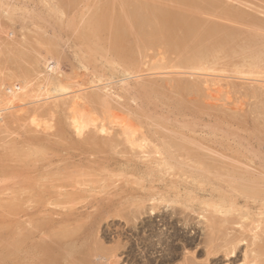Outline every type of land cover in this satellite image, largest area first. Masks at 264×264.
Segmentation results:
<instances>
[{"label": "rangeland", "instance_id": "1", "mask_svg": "<svg viewBox=\"0 0 264 264\" xmlns=\"http://www.w3.org/2000/svg\"><path fill=\"white\" fill-rule=\"evenodd\" d=\"M128 1L143 0H0L16 13L15 22L0 15L2 39L15 41L0 59V93L21 80L33 88L0 125V253L23 242L19 256L31 264H261L264 58L256 68L245 60L264 55V0L143 1L201 30L215 23L227 50L237 46L203 70L184 66L175 42L144 47ZM117 18L132 29L120 32L127 55L114 52ZM46 48L60 59L57 77L82 91L78 104L55 87L57 98L42 102ZM75 118L88 125L81 134Z\"/></svg>", "mask_w": 264, "mask_h": 264}, {"label": "bare ground", "instance_id": "2", "mask_svg": "<svg viewBox=\"0 0 264 264\" xmlns=\"http://www.w3.org/2000/svg\"><path fill=\"white\" fill-rule=\"evenodd\" d=\"M121 1H123V0H121ZM134 1V0H133ZM143 1H145V0H143ZM143 1H138V2H136L135 1V3L134 2H125V4H126V7L127 6H129V7H131V6H134V7H131V8H133L132 9V11H130L129 12V8L127 7V10H128V12L130 13V15H131V20H129V17L128 18H126L127 20H129V21H131V23L129 22V21H123V20H125V18H121V19H119V18H117V20L115 21L114 20V22H112V20H111V22H112V24L114 25V23H115V27H117L116 25H119V27L117 28V30L115 29V31L117 32L118 31V29H119V33L117 32H115V34L114 35H116V34H118V35H120L121 33L120 32H123V33H126L127 35L130 33V29H131V27L130 28H128V26H127V24L128 23H130L131 24V26H134V30L136 31L135 32V36H137L136 38L137 39H139L140 40V42L142 43V44H144L145 46L144 47H146V46H155V45H158V44H162V43H166V42H168L169 44H171L172 42L174 43L175 42V44L177 43L178 44V46H179V48L178 49H180V51H181V54H182V59H181V63L184 65V66H186V67H188V68H193V69H195V70H203L204 69V66L213 58V56L216 54V53H220V54H222V52H224V51H226L227 50V47H226V45H228L229 43L227 42L230 38L228 37V40H227V37H225L224 36V34H223V36H221V39H220V37H219V32H221L220 30V27H218V28H216V26H215V28H214V25H215V23H214V25L212 26V28L211 27H209L208 29L207 28H205V30H203L204 28H202V30H201V26H205V24H203V25H201L202 24V22H201V24L199 23V21L197 22V20H195V19H191V18H189V15H187L188 17H186V14L185 15H180V14H176V13H174L173 11L172 12H168L166 9V11L164 10V8H162V7H159V6H154V2L152 1V4H148V1H147V3H145V2H143ZM168 1V0H167ZM177 1V0H176ZM178 1H181V0H178ZM177 1V2H178ZM201 1V0H200ZM206 1V0H205ZM106 2V1H105ZM159 2H160V0H159ZM164 2V1H163ZM176 2V4L177 5H179L178 3H180L181 5H182V3H183V1H182V3L181 2H178L177 3ZM186 2V4L184 5V6H187V5H189L190 4V2H189V0H184V3ZM260 2V1H259ZM107 3H109V2H107ZM167 3V2H166ZM183 3V4H184ZM212 3V2H211ZM211 3L209 4V5H211ZM262 3V2H261ZM118 4V3H117ZM156 4H159V3H156ZM172 4H173V2H172ZM175 4V3H174ZM199 4V3H198ZM102 5H104V4H102ZM106 5V4H105ZM159 5H161V4H159ZM209 5H207V6H209ZM214 5V4H213ZM14 6V5H13ZM124 6V5H123ZM122 6V7H123ZM162 6H163V4H162ZM183 6V7H184ZM198 6V5H197ZM201 6V5H200ZM212 6V5H211ZM109 7V6H108ZM188 7V6H187ZM194 7V6H193ZM17 8V7H16ZM130 8V9H131ZM101 9V8H100ZM104 9V8H103ZM106 9H108V8H106ZM122 9H125V8H122ZM186 9V8H185ZM215 9V8H214ZM22 11L21 12H23V9H21ZM178 10V9H177ZM176 10V11H177ZM181 10V9H180ZM189 10V9H188ZM201 10V9H200ZM212 10V9H211ZM24 11H25V9H24ZM105 11V10H104ZM111 11V10H110ZM109 11V12H110ZM120 11V10H119ZM125 11V10H124ZM185 11V10H184ZM196 11V10H195ZM97 12V11H96ZM126 12V11H125ZM198 12V11H197ZM200 12V11H199ZM229 12V11H228ZM15 13V8H13L11 5H9V4H6V5H3V4H1V6H0V15H2L1 17H3V16H5V17H11L12 19L11 20H14V22H15V17H14V15L16 14H14ZM27 13V12H26ZM30 13V12H29ZM28 13V14H29ZM183 13V12H182ZM187 13V12H186ZM212 13V12H211ZM105 14H107V11H106V13ZM111 14H112V12H111ZM128 14V13H127ZM127 14H126V16H127ZM21 15V14H20ZM26 15V14H25ZM25 15H23V16H25ZM110 14L108 13V17H110L109 16ZM119 15H121L120 13H119ZM22 16V17H23ZM39 16V15H38ZM117 17H118V15H116ZM123 16V15H122ZM128 16H129V14H128ZM199 16V15H198ZM243 16V15H242ZM102 17V16H101ZM115 17V16H114ZM21 18V17H20ZM30 18V17H29ZM102 18H104V14H103V17ZM105 18H107V15H106V17ZM104 18V19H105ZM234 18V17H233ZM232 18V19H233ZM22 19H24V17L22 18ZM115 19V18H114ZM231 19V20H232ZM32 20V19H31ZM93 20V19H92ZM96 20V19H95ZM204 20V19H203ZM226 20V19H225ZM230 20V21H231ZM26 21V20H25ZM108 21V20H107ZM208 21V20H207ZM13 22V21H12ZM103 22V24H104V21H102ZM126 22H128L127 24H126ZM204 22H206V21H204ZM227 22H229L228 21V19H227ZM94 23H97V22H93V24H91L94 28L96 27V25H98V24H94ZM105 23H106V20H105ZM109 23V22H108ZM224 23V22H223ZM25 24V23H24ZM102 24V23H101ZM101 24H99L98 26L101 28L102 26H103V24L101 25ZM133 24V25H132ZM239 24V23H238ZM95 25V26H94ZM101 25V26H100ZM106 25H108L107 23H106ZM109 25H111V24H109ZM245 25V24H244ZM97 26V27H98ZM237 26V25H236ZM240 26V25H239ZM93 27H92V29H93ZM97 27L95 28V29H97ZM105 28H106V26H104ZM103 27V28H104ZM108 27V26H107ZM112 27V26H111ZM110 27V28H111ZM241 27V26H240ZM99 28V29H100ZM109 27H108V30L110 29ZM133 28V27H132ZM211 28V29H210ZM244 28V27H243ZM5 26L3 25V23L1 22V20H0V59H1V57L3 56V54H4V51H6L7 49H10L11 47H12V45L15 43V41L14 42H7V41H4V39H2V34L3 33H5ZM91 30V29H90ZM94 30V29H93ZM101 30H102V28H101ZM106 30H107V28H106ZM132 30V29H131ZM133 30V31H134ZM95 31V30H94ZM226 31V30H225ZM251 31V30H250ZM96 32H98L97 30H96ZM132 32V31H131ZM260 32H262V31H260ZM8 33V32H7ZM6 33V34H7ZM100 33V32H99ZM113 33V32H112ZM80 34V33H79ZM92 34V33H91ZM184 35L183 37L182 36H180V35ZM118 35H116V36H118ZM129 35H132V34H129ZM229 35V34H228ZM264 35V34H263ZM14 36V33L13 32H10V34H9V38H11V37H13ZM95 36V35H94ZM121 36V35H120ZM38 37V36H37ZM99 37H101V36H99ZM213 37H215V40H212V41H216V38H218V42L216 43V44H214L215 42H212L211 41V39L213 38ZM126 38V36L124 35H122L121 37H116V39H115V41H113V42H116V47H115V49H114V52H116V50L117 51H119L120 52V54L122 55L123 53L124 54H126L127 55V53H125L124 52V50L126 49V48H124V42L122 41L123 39H125ZM184 39V40H182V39ZM12 39V38H11ZM36 39V38H35ZM84 39V38H83ZM133 39L135 40V38L133 37ZM214 39V38H213ZM233 39V38H232ZM7 40V39H6ZM129 39H126V41H128ZM130 40H131V38H130ZM13 41V40H12ZM177 41H180V42H177ZM129 42V41H128ZM255 42H257V41H255ZM259 42V41H258ZM130 43H131V41H130ZM210 43H212V44H210ZM248 43V42H247ZM260 43V42H259ZM258 43V44H259ZM20 44V43H19ZM214 44V45H213ZM233 44V43H232ZM242 44V43H241ZM250 44H251V41H250ZM127 47L129 46L128 45V43L127 44H125ZM234 45V44H233ZM11 46V47H10ZM173 46H175V45H173ZM241 46V45H240ZM239 46V47H240ZM247 45H243V46H241L242 48L244 47V48H246V50H247V47H246ZM250 46V45H249ZM248 46V47H249ZM255 46V45H254ZM262 46V45H261ZM111 47H113L114 48V46L112 45ZM138 47V46H137ZM170 47H172V45L170 46ZM234 48L233 49H230V51L229 50H227L228 52H232V51H234V52H238V49H237V46H233ZM236 47V48H235ZM238 47V48H239ZM241 47L239 48V49H241ZM253 47V46H252ZM258 47V46H257ZM257 47H255V48H257ZM129 48V47H128ZM175 48V47H174ZM254 48V50H255V52H256V49ZM12 49V48H11ZM112 49V48H111ZM135 49H137V48H135ZM235 49H237V51H235ZM259 49V48H258ZM14 49H12L11 51H13ZM95 50V49H94ZM113 50V49H112ZM123 50V51H122ZM139 50V49H138ZM147 50V49H146ZM242 50V49H241ZM240 50V51H241ZM244 50V49H243ZM242 50V51H243ZM245 50V51H246ZM10 51V50H9ZM8 50H7V52H9ZM81 51H83V50H81ZM107 51V50H106ZM130 51V50H129ZM253 51V50H252ZM257 51H259L260 52V50H257ZM262 52H264V50H261ZM44 52H45V54H43V61H45L46 63H47V70L48 71H50V74L49 75H47L48 76V78H44L46 81H45V84L43 85V83H42V86L41 87H39L38 86V88H39V90H40V92L41 91H44V92H47L48 93V95L47 96H45V98L42 100V99H40L39 101L41 102V100H42V102H44V101H49V100H52V99H56L57 97L56 96H52V93H49L50 91H52V87H55V90L56 91H62V92H64L63 94L64 95H66V96H70V97H72V100L74 101V102H77V100H79V99H81V95L80 94H78V93H81L82 91H74V89L73 88H70V87H68V86H66L67 84H65V79H64V75L62 76V75H59V77H57V75L56 74H59V72H60V70H61V62H60V59L58 58V56L56 55V53L55 52H53L50 48L49 49H44ZM43 52V53H44ZM85 52V51H84ZM123 52V53H122ZM131 52V51H130ZM129 52V53H130ZM143 52V51H142ZM251 51H249V53H250ZM35 53V52H34ZM216 54V55H220V54ZM235 53V54H236ZM239 53V52H238ZM243 53H244V51H243ZM246 53V52H245ZM261 53V52H260ZM117 54H119V53H117ZM179 54H180V52H179ZM178 54V55H179ZM230 54V53H229ZM120 55V56H121ZM126 55H124L125 57H126ZM169 55V54H168ZM231 55V54H230ZM234 55V54H233ZM255 55H258V56H253L252 55V57L250 58V59H247V60H245V66H246V68L248 67H250V68H253L254 66H256L258 63H260L261 62V60L264 58V55H262V54H256L255 53ZM117 56V55H116ZM124 56H122V57H124ZM137 56V55H136ZM228 56V55H227ZM245 56H246V54H245ZM245 56H243V57H245ZM122 57H120L121 59H122ZM124 57V58H125ZM129 57V56H128ZM179 57H181L180 55H179ZM222 57V56H221ZM220 57V58H221ZM229 57V56H228ZM118 58V57H117ZM124 58H123V61H122V63L123 62H125L124 61ZM240 58V57H239ZM132 59V58H131ZM214 59V58H213ZM212 59V60H213ZM233 59H236L235 57L233 58ZM233 59H232V61H233ZM242 59V58H241ZM241 59H239V60H241ZM221 60V59H220ZM220 60H218L217 59V62L218 61H220ZM228 60V59H227ZM1 61V60H0ZM42 61V60H41ZM119 61V60H118ZM38 62H40V61H38ZM216 62V61H215ZM240 62H242V61H240ZM121 63V62H120ZM121 63V64H122ZM172 63V62H171ZM263 63H264V61H263ZM41 64V63H40ZM243 64V63H242ZM135 65V64H134ZM244 65V64H243ZM119 66H121V65H119ZM214 66V65H213ZM260 66V65H259ZM46 67V66H45ZM125 67V66H124ZM257 67V66H256ZM256 67H254V68H256ZM37 68V67H36ZM122 68H123V65H122ZM244 68V67H243ZM246 68L244 69V70H246ZM125 69V68H124ZM258 69H260L261 70V68H258ZM264 68L262 67V70H263ZM181 70H182V68H181ZM216 70V69H215ZM250 70V69H249ZM253 70V69H252ZM34 71V70H33ZM258 71V70H257ZM38 73H39V71H37ZM212 72V71H211ZM220 72V71H219ZM197 73V72H196ZM60 74H62V73H60ZM55 75H56V77H55ZM204 75V74H203ZM136 76V75H135ZM131 77V76H130ZM129 77H127V79H128ZM15 80V79H14ZM66 80H67V78H66ZM12 81V80H11ZM20 81V80H19ZM75 81V80H74ZM77 81V80H76ZM14 82V81H13ZM31 81H28L27 82V80H21V84H16L13 88L12 87H8L7 86V89H6V92H8V93H10V95L9 94H7L6 92L5 93H0L1 95H0V125H1V123L3 124V122H4V113H6L7 111H12V110H14V109H17V108H20V107H22V106H24V105H26V104H28V103H25L24 102V98L25 97H28L29 95H30V91H29V88L31 89V91H32V89L33 88H31V85L29 86V84H31L30 83ZM68 82H70V81H68ZM16 83V82H15ZM9 84V83H8ZM194 84V83H193ZM14 85V84H13ZM33 85V84H32ZM201 86V85H200ZM214 86V85H213ZM195 87V86H194ZM215 87V86H214ZM110 88V87H109ZM113 89V88H112ZM112 89H105L106 91H107V93H108V95H112ZM128 90V89H127ZM191 90V89H190ZM196 90V89H195ZM217 90V89H216ZM258 90V89H257ZM59 91V92H60ZM122 91V90H121ZM252 91V90H251ZM125 94V93H124ZM128 95V94H127ZM264 95V94H263ZM120 96V95H119ZM257 96V95H256ZM113 97V96H112ZM262 101V100H261ZM80 102V101H79ZM77 104H78V102H77ZM76 104V105H77ZM72 105V104H71ZM70 107V106H69ZM262 108V107H261ZM258 109V108H257ZM264 109V108H263ZM260 110V109H259ZM253 111V110H252ZM261 112V111H260ZM264 115V114H263ZM5 117H7V116H5ZM83 117V116H82ZM81 117V118H82ZM257 117V116H256ZM263 117V116H262ZM14 118V117H13ZM18 118V117H17ZM73 118V117H72ZM10 121V120H9ZM14 123L16 122L15 120L13 121ZM13 123V124H14ZM260 123H262V122H260ZM5 124V123H4ZM74 125H75V128H76V130L78 131V133L79 134H81V133H83L85 130H86V128L88 127V125L85 123V121H81L80 119H78V118H75V120H74ZM8 126V125H7ZM264 127V126H263ZM7 128V127H6ZM101 131L100 132H106L107 131V129H106V125L105 126H103L102 125V127H101V129H100ZM63 132V131H62ZM129 136H131V135H129ZM89 138V137H88ZM91 139V138H90ZM133 141V140H132ZM111 142V141H110ZM93 143V142H92ZM94 143H95V140H94ZM132 144H133V142H131ZM131 143H129V144H131ZM133 145H136L135 143L133 144ZM141 146V145H140ZM13 149H15V148H13ZM27 149V148H26ZM36 149V148H35ZM11 150H12V148H11ZM39 150V149H38ZM10 151V150H9ZM31 151V150H30ZM11 152V151H10ZM22 152V151H21ZM21 154V153H20ZM27 155H28V152L26 153ZM21 155H23V152H22V154ZM31 155V154H30ZM18 156V155H17ZM32 156V155H31ZM21 157V156H20ZM24 157V156H23ZM22 157V158H23ZM27 157V156H26ZM27 158H29V157H27ZM143 159V158H142ZM152 159V158H151ZM20 161H22V159L20 160ZM25 162V161H24ZM1 166V165H0ZM35 183V182H34ZM21 185V184H20ZM16 186V185H15ZM35 187V186H34ZM37 187V186H36ZM16 190V189H15ZM25 190H27V189H25ZM252 190V189H251ZM254 190H252V192H253ZM256 193V192H255ZM30 201V200H29ZM31 202V201H30ZM42 202V201H41ZM48 203V202H47ZM27 204V203H26ZM9 205H11V204H9ZM48 205V204H47ZM50 205V204H49ZM27 206V205H26ZM152 215V214H151ZM156 216V215H155ZM84 221H86V220H84ZM214 221H216V220H214ZM82 225V224H81ZM262 225H257L255 228H253V232L254 231H256V230H258L260 227H261ZM83 227V226H82ZM81 227V228H82ZM263 227V226H262ZM252 229V228H251ZM67 231H68V229H67ZM66 231V232H67ZM251 231V230H250ZM68 233H71V232H68ZM258 235L259 234H255V236H256V238H258ZM73 235H71V237H72ZM67 237V236H66ZM70 237V238H71ZM59 239V238H58ZM74 239V238H73ZM233 241V240H232ZM235 241V240H234ZM48 243V242H47ZM264 243V242H263ZM7 244V243H6ZM25 243H23V242H21V244L19 243V244H17V245H14V247H13V245H8V246H6L5 247V251L3 250V252L2 253H0V255H2V260H4V261H6L7 259H9V258H11V256H12V258L14 257L15 258V260H18V264H31V263H33V261L35 260L34 259V257L31 255V254H29V253H27L25 256H22V257H20L19 256V251H20V249L22 248V246L24 245ZM216 245V244H215ZM244 245V244H243ZM249 245V244H248ZM250 246V245H249ZM248 247V246H247ZM262 247H264V246H262ZM39 248V247H38ZM253 248H255V247H253ZM45 250H47V249H45ZM46 252V251H45ZM218 253V252H217ZM44 254V253H43ZM42 254V255H43ZM51 253H49V254H45L46 256L44 257V259H46V258H48V257H50L49 255H50ZM247 254V253H246ZM213 255V254H212ZM211 255V256H212ZM217 256V255H216ZM227 256V255H226ZM232 257L231 258H236V255H235V253H232V255H231ZM209 257H210V255H209ZM249 257V256H248ZM254 257H257L256 255L254 256ZM251 258V257H250ZM37 259V258H36ZM43 259V258H42ZM53 259V258H52ZM247 259V258H246ZM259 259V258H258ZM215 260V259H214ZM256 260H257V258H256ZM42 261V260H41ZM70 261V260H69ZM56 261H53V264H56L55 263ZM261 262V260L258 262V261H256L254 264H259ZM264 261L262 260V263H263ZM37 263V262H36ZM36 263H34V264H36ZM43 263V262H42ZM69 263V262H68ZM209 263V262H208ZM261 263V264H262ZM38 264V263H37ZM48 264V263H47ZM252 264V263H251Z\"/></svg>", "mask_w": 264, "mask_h": 264}]
</instances>
